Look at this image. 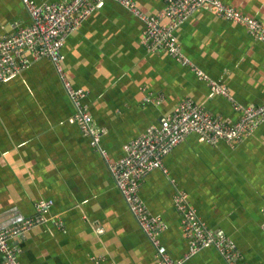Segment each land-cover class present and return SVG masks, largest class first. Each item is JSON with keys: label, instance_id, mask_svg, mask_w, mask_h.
<instances>
[{"label": "crops", "instance_id": "crops-1", "mask_svg": "<svg viewBox=\"0 0 264 264\" xmlns=\"http://www.w3.org/2000/svg\"><path fill=\"white\" fill-rule=\"evenodd\" d=\"M63 3L69 0H32ZM97 3V0H92ZM264 24V0H220ZM147 15L164 0H135ZM21 0H0V40L27 26ZM143 23L113 0H104L69 36L64 71L73 87L88 91L86 105L101 147L112 161L124 146L161 125L185 99L227 123L238 111L214 94L194 72L167 54L148 53L140 43ZM176 36L185 55L212 79L226 85L236 102L264 105V44L238 24L208 10L193 14ZM162 95L160 105L145 101ZM60 78L47 60L33 62L0 85V231L37 214L36 203L53 204L44 215L59 216L11 241L21 264H157L98 151L84 137ZM151 172L141 197L166 223L160 239L173 260L189 251L177 190L217 235L230 238L246 264H264V124L240 145H210L188 136ZM2 258L0 257V263ZM186 264H227L208 247Z\"/></svg>", "mask_w": 264, "mask_h": 264}, {"label": "built area", "instance_id": "built-area-1", "mask_svg": "<svg viewBox=\"0 0 264 264\" xmlns=\"http://www.w3.org/2000/svg\"><path fill=\"white\" fill-rule=\"evenodd\" d=\"M21 1L30 17V24L17 25L14 33L0 40V85L19 75L33 62L47 59L53 64L72 103L73 118L81 134L103 157L129 211L154 248L157 264H186L208 247H214L227 264H246L234 242L215 234L190 204L188 195L180 190L174 196V206L181 216L182 232L189 243V251L181 259L173 260L160 239L166 223L151 213L141 197V187L151 172L161 169L167 173L164 158L188 136L198 135L210 145L226 143L234 148L264 124V105L244 106L236 102L226 85L209 77L185 55L176 31L193 14L208 10L219 18L244 27L251 38L264 44V24L220 0H164L163 10L155 15L143 13L135 0H113L143 23L140 43L146 52L167 54L181 65L189 67L212 93L232 103L239 118L235 123H227L192 99H185L161 125L149 127L140 137L127 143L122 159L112 161L101 147L105 131L94 126L86 105L88 91L73 87L63 66V48L67 39L104 0H97V3L92 0H69L41 4L32 0ZM145 101L160 105L163 96L149 95ZM52 204L51 201H39L35 206V216L0 231V264H21L20 250L11 244L14 239L51 221L59 227L63 226L59 216L49 218L44 215ZM262 228L264 230V223Z\"/></svg>", "mask_w": 264, "mask_h": 264}]
</instances>
